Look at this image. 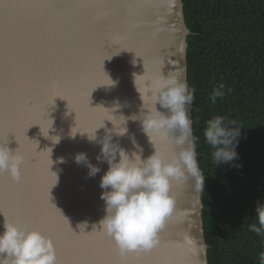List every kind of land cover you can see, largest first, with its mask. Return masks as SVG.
<instances>
[{
  "label": "water",
  "instance_id": "water-1",
  "mask_svg": "<svg viewBox=\"0 0 264 264\" xmlns=\"http://www.w3.org/2000/svg\"><path fill=\"white\" fill-rule=\"evenodd\" d=\"M183 1L0 0V146L19 148L11 134L6 142L14 131L24 156L19 182L0 174V232L4 217L40 231L58 264H209L201 184L188 174L171 182L175 211L151 253L121 256L96 232L106 215L101 141L142 159L155 150L170 159L187 146L177 143L179 129L151 133V143L133 120L152 109L150 89L164 78L188 84ZM79 153L100 169L94 177L75 162Z\"/></svg>",
  "mask_w": 264,
  "mask_h": 264
},
{
  "label": "trees",
  "instance_id": "trees-1",
  "mask_svg": "<svg viewBox=\"0 0 264 264\" xmlns=\"http://www.w3.org/2000/svg\"><path fill=\"white\" fill-rule=\"evenodd\" d=\"M188 37V87L198 155L209 264H261L264 233L256 223L264 204V0H184ZM225 96L212 103L213 88ZM231 89V92H228ZM215 116L240 129L232 164L217 165L204 137ZM236 165H239L237 167Z\"/></svg>",
  "mask_w": 264,
  "mask_h": 264
},
{
  "label": "clouds",
  "instance_id": "clouds-1",
  "mask_svg": "<svg viewBox=\"0 0 264 264\" xmlns=\"http://www.w3.org/2000/svg\"><path fill=\"white\" fill-rule=\"evenodd\" d=\"M224 88V84L213 88L210 96L212 103L216 102L217 97L224 98ZM150 91L149 98L154 101L152 109L141 113L139 117L133 116V120L141 121L143 131L151 143V133L166 134L169 130L179 129L181 136L177 138V143L187 146L170 159L156 150L151 156L142 159V153L133 152L130 156L118 145L110 143L111 139L107 143L101 141V155L97 156V160L101 163L106 161L108 169L100 182L104 190L101 199L106 205V215L100 221L98 232L115 242L121 256L133 252L147 253L158 245V233L175 211V199L170 195L172 181H181L188 174L203 186L205 182L196 160V138L192 135V121L188 115V106L193 102L195 88L189 89L186 81L168 77ZM157 104L166 112L158 111ZM240 129L235 121L226 123V118L221 116L207 121L204 137L214 149L212 156L218 166L232 164L238 159L235 149ZM23 162L24 156L21 153H13L8 146H0V174H8L14 182H19ZM75 162L85 163L91 177L100 171L88 163L84 153L77 154ZM255 218L256 223L249 225V230L261 235L264 233V204L259 201L255 207ZM2 227L0 264H58L51 238L38 230L19 227L5 217ZM259 259L264 264V252L260 253Z\"/></svg>",
  "mask_w": 264,
  "mask_h": 264
},
{
  "label": "snow or ice",
  "instance_id": "snow-or-ice-1",
  "mask_svg": "<svg viewBox=\"0 0 264 264\" xmlns=\"http://www.w3.org/2000/svg\"><path fill=\"white\" fill-rule=\"evenodd\" d=\"M5 7L7 8V7H11V5H5ZM31 105H30V103H29V107H30ZM13 135L14 137H15V139H16V142L19 144V148H17L16 149V151L15 152H21V150H22V148H21V145H20V143L18 142V140H17V136H16V133L14 132V131H9V133H8V135H7V140H6V142H7V144L9 143V135ZM25 134H26V132H25ZM26 136V135H25ZM97 232V234H99V232L98 231H96ZM74 233V232H73ZM92 233V232H91ZM87 234V235H84L83 237L81 236V234L80 235H76L75 233V237L80 241V242H82V241H87V240H90V239H92L93 238V236H92V234ZM158 235H162V233H158ZM110 238V237H109ZM113 244H114V247H116L117 248V246H116V244H115V242H113ZM55 247V246H54ZM56 250V249H55ZM154 250V248L152 249V250H150L148 253H151L152 251ZM118 253H119V251H118ZM134 253V252H133ZM128 254H130V253H128ZM127 254V255H128ZM143 254V253H142ZM119 255H120V253H119ZM127 255H125V256H127ZM83 256V253H82V251H81V253L79 254V258H81ZM78 258V259H79Z\"/></svg>",
  "mask_w": 264,
  "mask_h": 264
}]
</instances>
